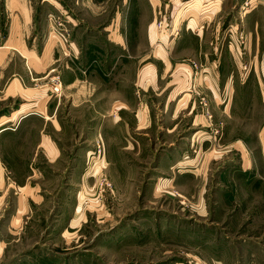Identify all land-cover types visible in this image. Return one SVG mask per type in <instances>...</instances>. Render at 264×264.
Instances as JSON below:
<instances>
[{
	"label": "rangeland",
	"instance_id": "1",
	"mask_svg": "<svg viewBox=\"0 0 264 264\" xmlns=\"http://www.w3.org/2000/svg\"><path fill=\"white\" fill-rule=\"evenodd\" d=\"M82 1L0 0V87L13 70L28 74L31 58L58 101L51 115L43 101L0 103L35 112L15 136L23 145L0 134V264H264V0ZM70 25L136 37L157 79L136 82L137 57L126 61L111 74L121 77L107 92L113 108L100 102L104 117L90 120L86 102L53 91L54 62L43 64L45 41L70 39ZM143 108L138 128L125 111ZM41 117L61 124L55 135L46 126L56 145H32Z\"/></svg>",
	"mask_w": 264,
	"mask_h": 264
},
{
	"label": "crops",
	"instance_id": "2",
	"mask_svg": "<svg viewBox=\"0 0 264 264\" xmlns=\"http://www.w3.org/2000/svg\"><path fill=\"white\" fill-rule=\"evenodd\" d=\"M77 2L78 0H75V4H77ZM94 2L95 0H86V2L82 1L79 7L81 8V6H83L84 4L92 5ZM52 6L57 11V13L62 14V16H64L63 13L67 11L66 8H64L66 5H63L62 3L59 4L56 2V4H52ZM61 6H63V9L60 8ZM95 8L97 7L95 6ZM88 12L90 15L93 16V10L90 9V11L88 10ZM71 18L76 20L79 23L82 20H87L86 17L77 18L76 15L75 17L72 16ZM38 21H39L38 19L37 20L33 19V22H35L37 26L39 25ZM90 22L93 23L94 25L96 21H90ZM93 25L92 27H94ZM70 26H71L70 39L62 38L63 39L62 40L58 35H56L57 39L55 40L54 43H52L50 38L45 41L44 45H47L48 48L46 47L47 48L46 49L44 46L43 47H44V50L45 49L47 50V53L49 55L46 59L47 61L43 62V64L46 65L48 62V64L46 65V67H48L50 62L52 63L54 62L55 64L54 69L57 71V74L60 78L61 85H62L63 99H65V97L68 98L69 96V101H71V104L74 107H82V104L86 102L87 103V105L85 106L86 110H82V113L88 114V117L90 118V120H92V118H99V115H102V117H104L103 115L104 110H100L98 106L100 102L110 101L111 104L109 107L111 109L113 108V105L115 102V100H113V96H114L113 91H111L112 96L108 99L106 97L108 96L107 92L110 91L109 87L115 86L116 79H121V77L115 78V77H112V76H115V74L114 75H111V74L117 71L116 74L121 76L123 70H128L130 67L126 66V61H129L131 58L137 57L134 64L131 65L133 71L136 72V75L134 74L135 76H137L136 82L141 84V83H144L147 78H149L152 81L157 79L158 74L156 72V68L159 66V64H157L156 60H153L151 63L143 62L146 56L139 50L138 45H137L138 42L135 41L136 37H129L128 40H124L123 37L120 35L118 39H114L113 36L112 37L110 36L111 35L110 32L105 35V33L101 32L100 30H95V32H93L91 36L89 35L85 36L83 33H84V30L86 31V27H83V25H80L79 27L78 26L76 27L75 25H70ZM37 31H39V29H37ZM47 33L50 34V30L48 28H47ZM146 38L147 37L145 33V36H143V39L145 40ZM130 42L132 43V46H130ZM130 49H132V51L136 50L137 53L135 54L133 52L134 54H131L129 52ZM44 50L42 48L41 53L38 56V58L41 57V54L44 53ZM4 54H3V58H4ZM159 58H161L162 60V66L165 69H167L168 67L167 63H171V62L168 61L166 63L163 61L162 57H159ZM206 60H209V61H206ZM30 61H31V66L27 67L28 74L26 73L25 75L24 71H21L20 69L17 71L13 70L12 72H10L9 76H7L8 77L7 82L3 86L0 87V103L5 104L9 101H14L16 99L19 100L20 98H22L23 100L28 101V102L24 101L23 105L24 103H26V105L28 104L29 106H31L33 104H38L40 101H43L44 110H46V113L48 114L50 113L51 115L54 112V109L52 108L50 110V107H53L54 102L58 103V101H56V99L52 97L53 95H51L48 87H46L48 79L44 78L45 75H43L40 78L41 76L39 75L40 72L34 68L36 66L35 60H32L30 58ZM1 62H0V66L2 64ZM208 62H211L209 57L205 59V63H208ZM148 64H150L149 67H147ZM169 66L171 67L170 64ZM46 67L44 66V68ZM146 68H149L150 71L145 75ZM181 68H179V70H177L175 73V76L178 78L179 81L180 79L188 77V74H186L187 72L186 68H188L186 67V64H182ZM207 68L210 69L209 67ZM111 69L113 70L115 69V71H110ZM4 71L7 72L9 70L6 68ZM159 77L163 78V75H160ZM40 83H43L42 84L43 87L39 86ZM135 86L136 87H135L134 92L136 94H139L142 87L140 85L139 86L135 85ZM9 88L12 90H9ZM119 101L123 105H125L122 102L123 100H119ZM140 101H143V100H140ZM50 104L52 105L50 106ZM125 106H122V108H127ZM21 107L23 108L22 105H19V107H16V108H9L10 109L8 110L9 112H6V113H4L3 112L4 110L2 109V111L0 112V116L5 117L0 123V134L3 136H8L9 134H11L10 138L6 139V143H5V139L4 138L2 139V145L3 143H5L6 145H23L24 144L25 141H18V138L22 139L25 137H20V136L15 137V136L18 135V133L20 132V129L23 127V124L26 125L27 120L31 119V117L34 116L35 112H33L30 109V107L24 110L22 109V111L20 112L19 110H21L20 109ZM17 112H19L18 121L15 119L14 120L12 119L13 117H15ZM125 113H126V116H125L126 119L136 120V123L134 121V124L136 127L138 128L147 127V125L146 126L140 125V122L142 121V119L144 121L143 123H145L146 117H147V111L144 108L139 111L138 110L125 111ZM120 117L121 115L118 116V118ZM41 118L43 119L42 125L38 127V131L36 133L38 135V139L36 140L37 142L33 143L32 145H38V146L45 145L46 142H48L46 143L47 145H53V144L56 145L54 142L51 143L54 137L52 136V131H50L48 127L50 126L54 127L53 133L55 135V132L60 133L63 131L61 124L56 126V124L52 120L46 121L43 117ZM47 119H50V116ZM131 122L129 123V120H124V123H125L124 127L128 131H130L131 127H133L134 125ZM95 123H98V122L96 121ZM113 124L114 123H111V125ZM29 132L31 133L30 129L27 131H24V133L26 134V138H28L29 135L27 133ZM54 139L57 140L56 137ZM34 150H35V147H34ZM35 158L36 157H31L30 159L26 160L27 163L30 164V167L32 164L36 165ZM12 166L14 167V170H12V175L18 174L17 175L18 177L20 175V170L17 169V167L14 164H12ZM31 171L32 173H34V169L32 167H31ZM22 173L23 172H21V174ZM6 178L7 176L4 173L3 163H2V160L0 159V182H4V179ZM18 202H19V199H18ZM21 203H22V200H21Z\"/></svg>",
	"mask_w": 264,
	"mask_h": 264
},
{
	"label": "built area",
	"instance_id": "3",
	"mask_svg": "<svg viewBox=\"0 0 264 264\" xmlns=\"http://www.w3.org/2000/svg\"><path fill=\"white\" fill-rule=\"evenodd\" d=\"M53 88H54L53 91H55L56 93H59V92H60V90H61V83H60L59 80H57V81L55 82V85H54Z\"/></svg>",
	"mask_w": 264,
	"mask_h": 264
}]
</instances>
